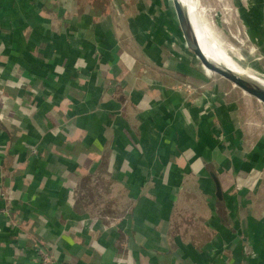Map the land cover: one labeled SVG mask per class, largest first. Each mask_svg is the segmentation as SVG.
<instances>
[{
	"label": "crops",
	"instance_id": "1",
	"mask_svg": "<svg viewBox=\"0 0 264 264\" xmlns=\"http://www.w3.org/2000/svg\"><path fill=\"white\" fill-rule=\"evenodd\" d=\"M62 2L70 3L65 7ZM75 2L0 0V187L6 195V200L0 197V209L8 205L7 212H0V264H34L37 247L51 253L53 264H123L126 253L134 264H187L189 258H193L191 264H232L237 243L232 238L236 232L231 212L222 201L226 218L219 217L221 225L213 228L215 232L200 224L194 217L206 219L208 210L201 213L198 192L190 184L192 173L212 164L218 134L219 140L239 141L228 138L233 134L237 137L236 119L240 114L235 105L239 102L218 91L217 82L210 84L214 78L202 81L199 76L207 72L197 70L196 88L200 92L198 95L194 90L187 101L179 98L176 90L168 92L166 85L160 84L164 96L156 98L147 91L137 93L130 82L120 79L132 107L120 115L109 111L115 95L114 83L110 86L107 79L124 73L120 57L127 67L131 57L115 51L113 31L95 28L93 44L91 37L87 38V27L73 30L71 24L77 23L74 16L68 19L61 14L76 7ZM232 7L236 9L233 22L241 27L250 44L247 55L263 59L264 0H231L228 10ZM105 52L109 53L107 59L103 58ZM63 57L65 63L57 71ZM111 67L113 74L106 76L104 69L111 72ZM59 84L64 89L57 94ZM203 91L216 97L208 98L213 106L207 113ZM157 103L158 110L154 109ZM166 104H170V113L163 107ZM179 113L185 122L213 124L207 135L210 139L202 147L194 146V136L187 139L185 131L179 132ZM226 117L229 124L223 121ZM213 118L218 121L210 122ZM170 119L176 120V128L171 122L167 124ZM170 131L176 132V142L167 138ZM126 134L138 138V149L133 151L139 156L137 151H142L145 158L140 162L163 167L166 190L162 195L154 177L143 181L149 186L138 194L119 191L118 187L125 185L111 171L115 173L123 160L114 154L116 148L119 150L114 139L118 135L123 139ZM149 136L155 141L151 151L143 144ZM222 145L219 149H226L224 141ZM145 153H151L150 157ZM201 154L205 155L203 160ZM242 166H247L246 162L238 165ZM236 170L224 173L228 177L226 187L237 184ZM208 173L214 184L213 200L220 201L223 179ZM90 181L117 188L107 195L112 206L105 207V213L88 209L86 193L81 190ZM245 191L242 193L251 195ZM255 193L259 194L257 190ZM263 215L260 211L257 219ZM103 216L118 222L102 229ZM10 220L13 223H8ZM251 224L240 227L245 235L252 232L253 239L242 236L240 240L256 248L257 259L253 257L256 262L251 263L253 259L248 256L239 262L264 264V227ZM212 247L218 249L217 254L212 253Z\"/></svg>",
	"mask_w": 264,
	"mask_h": 264
},
{
	"label": "rangeland",
	"instance_id": "2",
	"mask_svg": "<svg viewBox=\"0 0 264 264\" xmlns=\"http://www.w3.org/2000/svg\"><path fill=\"white\" fill-rule=\"evenodd\" d=\"M75 1L76 7L72 5L73 9L62 12L61 14L66 15V18L68 19L70 15L74 16V19H76L77 23L75 21L74 23L76 24L70 23L73 26V30L79 32L80 26L85 28L87 27V29H89V36L87 38L91 37L90 39L93 44H96L94 38L95 28L96 30H102L104 28L105 31H113L116 39L115 44H113L115 51L117 53H124L131 57V60L129 61L131 63L129 67H127L128 65L126 62L123 61L122 57L119 56V63L121 64V68L124 73L122 72L123 74L121 73L117 75V77H113L110 80L107 79V84L110 86L114 83V89L112 93L115 95V100H112V102L109 101V111L112 110V112H116V114L118 113L120 115L123 111L128 112L132 107V101L129 100L128 96L124 92L126 85L120 83L118 81L120 79L130 82V85L134 86V88L137 90V93H143L144 91H147L156 98L164 96L162 92L165 91L162 89V85H166L169 87L167 88L168 92H170V90H176L179 93V98H184V100L187 101V98L193 97L192 95L194 90L195 92L200 90L196 88L199 77L200 79H203L202 81L209 80V82L212 78H214L215 81L210 82V84L217 82L216 84L218 91L223 92L226 98H231L232 100H236L240 103L235 105L237 106V109L235 108L236 111H238L240 114V116H236L237 119L235 118L237 124V137L234 134L233 136H228V138L231 137L233 141L236 138H238L239 141L230 143L222 137L220 138V141V134L217 136L215 135V138L217 139V145L215 152L211 156L213 162L211 165L204 166V168L199 172L197 171V173H192L191 176L194 179L190 185L194 187V191L198 192V206L201 210V213L208 210V216L206 219L202 218V216L194 217V219L199 221L200 224L204 226L206 224L215 232L214 229L218 228V225H221L219 217L222 215L224 220L226 218L223 209L224 203H226L229 211L231 212V224L233 223L232 225L236 232L232 235V238L237 243V246H233V253L236 254V256L232 264H241L239 260H243L245 257L248 258V256L251 259H253V257L257 259V256L254 253L256 248H251L246 242H242L240 240L242 236L246 237L247 240L253 239V233L246 230L247 234L245 235L246 232H244L240 226L241 224L244 226H247V224L248 226H252V222L253 224L258 223L261 227H264V215L259 216L260 218L257 219L258 213L260 211L264 212V105L255 98L243 93L237 87L231 86L228 81H224L214 73L206 71V76H197V70H202L200 71L201 73L204 69L200 67L198 59L185 45L170 0H114V6H112V0ZM195 1L200 7L201 12L199 13L203 14H200V21L204 22L205 26L214 35H216L215 42L220 44L223 49H226L228 45L233 46L235 51L231 50L233 53L232 56L236 58L240 57L238 59L240 62H245L246 65L252 69V72L255 75L264 79V57L261 60H256V54L247 55V46L250 44L244 37L245 34L242 32L241 27L233 22V17L236 10L234 7H232V11L228 10L231 0ZM69 3L70 2H62L61 5L67 7ZM115 20H117V23H115ZM91 22L93 26L90 24ZM115 32H117L118 36H116ZM208 46L211 47L210 45ZM96 51V49L93 50L94 59L96 56ZM254 53H256V51ZM104 54L105 55H103V58L107 59L109 53L105 52ZM101 56L102 55L99 56L100 62L103 60ZM111 57L109 56V61L111 60ZM65 59L66 58L63 57V62L60 63V66L56 69L57 71H61L62 66L65 63ZM77 59L80 63L81 60L79 58ZM59 60L61 61V59ZM232 62L234 61L232 60ZM238 65L243 68L241 64L238 63ZM112 67L111 72L108 69H104L106 70L104 72L106 73V76H111V74H113ZM241 68L238 67V69ZM61 85L56 89V91L58 90L57 94L61 92L62 89H64V87L61 88ZM205 87H207V85L204 86V88ZM210 88H212V86L208 85V89ZM199 92L200 91H197L196 93L199 95ZM203 94L206 97L205 107L208 110L205 112L207 113L209 110H212L213 106L210 104V102H207L209 100L208 98L216 97H213V95H208L207 91H203ZM116 99L125 101L124 103H119L116 101ZM159 105L160 103H157V106L154 109L158 110ZM163 107L168 113H170V104L163 105ZM179 118V132L181 130L185 131L187 139L191 136H194V140L192 142L194 146L198 145L202 147L206 141L210 139V137L207 135H209L208 132L211 130V126H213V124L210 123V125H207V123L204 121H202V123L200 120H198V124H194L191 122V120L190 122H185L183 119H181L182 114L180 113ZM224 119V123L229 124L228 117ZM170 120L171 121H169L167 124L171 122L170 124H172L173 128H176V120ZM217 121V119L213 118L210 122L214 123ZM125 123L126 122H122L121 124L126 126L127 124ZM168 128L169 130L171 129V127ZM173 128L172 131L174 130ZM157 131L158 130H155L156 133ZM172 131H170L171 133L169 136H167V138H170V142H176L177 134L176 132ZM124 133L125 132L123 131V134ZM180 135L181 133H179V143L181 139ZM122 137L123 139H121L120 135H118L117 139H114V142H116V146L118 145L119 149L117 151L116 148V152H114V154L119 155V158L122 157L123 163L120 165L118 170H116L117 168L114 170L113 162V167L111 166V168L115 171V173L111 171V174H115L117 179H119L122 184L125 185L119 186V191L121 193H125L126 190V192L129 191V194H138V192L145 189L146 186H149V182L144 183L143 181L146 178H148V181H150L151 177H154L156 181H158L156 189L158 192L160 191V195H162V193L166 190V176L162 177L163 167L160 168L155 166V164L146 165L143 162H140V159L145 158L144 155L142 156V151H137L139 154L141 153V156L133 151L134 148L138 149V138L135 139L131 135L128 136L127 134L123 135ZM143 141V144L148 146L151 151V148H153L155 144L153 137L149 136L144 138ZM223 141L226 149L223 148V150H221L222 148L219 149L218 145L223 146ZM205 147L207 148V144ZM151 153H145L147 154V158L150 157ZM153 155L154 154L152 153V156ZM214 156H217L216 160ZM203 157H205V155L201 154L200 158L202 159ZM244 162H246L247 166L238 167V165L240 166ZM118 165L119 163H117L115 167ZM234 166L237 169L236 177L238 178V182L235 186L226 187L229 184H226V182H228V177H224V173H226V171L232 172L235 168ZM92 168L93 167H90L89 169L92 170ZM209 171L213 174L219 175L223 179L222 185L220 186V194L222 199L220 201L213 200L214 184L209 176ZM246 175L249 177L246 178ZM182 176H185V173H182ZM85 184L86 186L83 185L84 187L82 188L81 192L86 193L88 209L92 211L99 210L100 212L105 213V207L112 206L107 200V195L110 193L109 191L112 192L113 190L111 184H96L95 181H90ZM180 188L181 186L179 189ZM246 189L247 193L251 195L242 193L246 192ZM115 190H117L116 187L113 191ZM256 190L257 193H259L258 195L255 193ZM77 193L79 195V191ZM4 200H6L5 194ZM222 201H224V203ZM90 203H93L92 207ZM7 209L8 205L0 209V212H7ZM101 220H103L101 223L102 229L107 228L108 225H112V223L115 225L118 222L117 219L114 220L111 218H106V216H103ZM11 222L13 223L11 220L8 223ZM224 231L227 232V229L225 228ZM215 248L216 247L211 248L213 254L214 252L216 253L218 251V249ZM48 254L50 255L51 253L49 252ZM130 259V255L126 253L122 257V261L124 260L123 264H134L132 259ZM192 259L189 258L187 264H191L189 261H192ZM256 259H253L251 263H255Z\"/></svg>",
	"mask_w": 264,
	"mask_h": 264
},
{
	"label": "bare ground",
	"instance_id": "3",
	"mask_svg": "<svg viewBox=\"0 0 264 264\" xmlns=\"http://www.w3.org/2000/svg\"><path fill=\"white\" fill-rule=\"evenodd\" d=\"M178 1L184 7V9H185V11L187 13V16H188V19H189V23H190V25L192 27L193 33H194L195 38H196V40H197V42L199 44V47L203 51V54H205V56L209 60L213 61L216 64H219L220 66H222L224 68L229 69L234 74H236V75H238V76H240L242 78H246L248 80H252V81H254V82H256V83H258V84H260L261 86L264 87V79L263 78H260L259 76L255 75L252 72V69L250 67H248L245 62H240L238 60L240 57H237L236 58V57H233L232 56L233 53L231 52V50L235 51V48L233 46L228 45L226 47V49H227L226 50V49H223L220 46V44H218L217 42H215V36L216 35H214L205 26L204 22H201L200 21V19H201L200 17L203 14L202 13H199V12H201V10H200V7L198 6V4H196V1L195 0H178ZM219 9H220V7H219ZM202 11H203V8H202ZM209 24H210V22H209ZM208 45H210L211 47H209ZM232 60L234 62H232ZM238 63L241 64V66L244 69L241 68L238 65ZM238 67L241 68V69H238Z\"/></svg>",
	"mask_w": 264,
	"mask_h": 264
},
{
	"label": "water",
	"instance_id": "4",
	"mask_svg": "<svg viewBox=\"0 0 264 264\" xmlns=\"http://www.w3.org/2000/svg\"><path fill=\"white\" fill-rule=\"evenodd\" d=\"M173 7L179 29L181 31L182 38L185 42L186 47L194 54L198 59L200 66L210 73L218 75L224 81H228L231 86H235L240 89L243 93L255 98L264 105V87L260 84L242 78L229 69L220 66L219 64L214 63L209 60L203 51L199 47V44L195 38L192 27L189 23V19L184 7L179 3L178 0H170ZM216 195H219V188L216 184Z\"/></svg>",
	"mask_w": 264,
	"mask_h": 264
},
{
	"label": "built area",
	"instance_id": "5",
	"mask_svg": "<svg viewBox=\"0 0 264 264\" xmlns=\"http://www.w3.org/2000/svg\"><path fill=\"white\" fill-rule=\"evenodd\" d=\"M0 197L4 198V193L3 191H1V189H0ZM51 259H52L51 255H49L44 248L42 247L36 248V257L34 264H52Z\"/></svg>",
	"mask_w": 264,
	"mask_h": 264
},
{
	"label": "trees",
	"instance_id": "6",
	"mask_svg": "<svg viewBox=\"0 0 264 264\" xmlns=\"http://www.w3.org/2000/svg\"><path fill=\"white\" fill-rule=\"evenodd\" d=\"M67 133V132H66ZM68 134V133H67ZM0 189H1V187H0ZM107 200H109V199H107ZM108 203L110 204V205H112V203H111V200L110 201H108Z\"/></svg>",
	"mask_w": 264,
	"mask_h": 264
}]
</instances>
